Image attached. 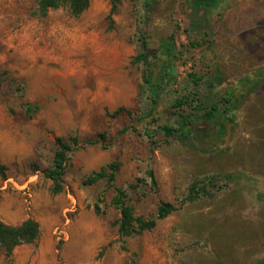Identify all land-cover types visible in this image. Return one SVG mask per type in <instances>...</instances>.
Listing matches in <instances>:
<instances>
[{
  "label": "rangeland",
  "instance_id": "rangeland-1",
  "mask_svg": "<svg viewBox=\"0 0 264 264\" xmlns=\"http://www.w3.org/2000/svg\"><path fill=\"white\" fill-rule=\"evenodd\" d=\"M192 1L158 0L144 24L136 0H120L111 17L110 0H91L77 17L66 8L40 17L37 0H0V163L7 168L0 179V220L18 226L32 219L40 227L33 243L18 246L10 257L1 254L0 264L264 261V81L255 91L248 87L257 73L264 76V0H225L196 16ZM197 19L204 22L193 31ZM140 27L151 54L171 36L178 49L175 81L153 118L146 117L143 66L134 62ZM213 74H221L217 98L235 91L237 104L217 127L222 138L189 147L157 133L152 143L145 130L175 127L173 101L190 93L206 96ZM119 108L125 113L114 117ZM101 133L107 148L74 151L62 190L54 193L44 172L52 166L55 139L82 142ZM113 161L120 163L115 186L127 192L137 217L154 218L162 202L177 210L150 231L121 237L119 212L111 206L114 189L104 180L87 182ZM225 174L235 181L213 198L183 204L194 180Z\"/></svg>",
  "mask_w": 264,
  "mask_h": 264
},
{
  "label": "trees",
  "instance_id": "trees-1",
  "mask_svg": "<svg viewBox=\"0 0 264 264\" xmlns=\"http://www.w3.org/2000/svg\"><path fill=\"white\" fill-rule=\"evenodd\" d=\"M111 10L110 17L116 12L120 0H110ZM139 1L143 16L142 22L147 24L151 20L154 8L158 0H136ZM225 0H193L192 11L196 16L200 10L205 12L216 9ZM91 0H37L36 14L40 17H45L49 11L66 8L69 13L75 17L81 15L86 11L90 5ZM204 19H197L192 21L190 26L193 31H197ZM136 41L139 43L140 52L134 58L135 63L143 66V91L146 100L149 103L146 117H152L156 114L157 108L161 102L162 96L168 89V86L175 81L174 77V63L178 60V49L174 36L167 40L159 41L158 53L151 54L149 37L145 31L140 27L136 33ZM216 73V72H215ZM261 72L254 76L259 78L251 82L248 87L251 91L255 89L264 81V76L259 77ZM192 81L198 85L200 79L195 75L190 74ZM221 83V74H213L206 82L207 95L199 96L197 93H190L173 101L171 107L174 110L172 115L177 117L176 126L164 125L158 126L155 130H145V136L152 141L153 135L157 133L163 134L166 139H174L179 141L184 146H193L194 142H207L211 139L216 141L222 138L217 127L225 123V116L229 109L235 108L237 104L234 102L236 98L235 91L230 92L228 98H217L216 83ZM241 93H239L240 97ZM190 109L185 112V108ZM125 110L119 108L113 113V116H118ZM230 120L227 119V123ZM200 126H206V130H200ZM128 128H123L117 132V136L124 135ZM106 134H98L93 140L80 141L77 137H70L63 139L58 137L55 139L56 150L53 155L52 166L44 172L46 178L53 183V192L59 193L62 190V178L66 172L70 155L80 148H85L91 145H100L101 148L106 149ZM120 170V163L113 161L110 164L102 167L98 172H94L88 177V183H97L101 180L106 182L108 188L114 189V196L111 199V206L119 212V218L115 224L118 233L123 238H129L135 235H141L146 231L154 229L159 221H162L173 214L177 208L171 204L162 202L158 208L156 216L152 219H144L137 217L134 213L133 207L128 203L127 192L115 186L116 176ZM7 168L0 163V179H5ZM146 178L150 186L156 189L157 183L152 170L146 171ZM235 181L233 174L213 175L205 178H199L192 182L189 187V192L183 200L186 202H194L201 198H213L222 188L224 184ZM143 182V179H138V183ZM138 186L129 185V188L136 189ZM95 213L100 214V208L96 205ZM39 224L27 219L18 226L6 224L0 220V255L10 257L20 245L31 244L39 236ZM255 264H264V261H259Z\"/></svg>",
  "mask_w": 264,
  "mask_h": 264
}]
</instances>
